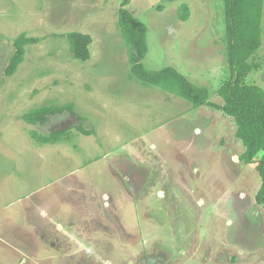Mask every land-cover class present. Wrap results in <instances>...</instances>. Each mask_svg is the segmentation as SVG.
Returning <instances> with one entry per match:
<instances>
[{"label":"rangeland","instance_id":"obj_1","mask_svg":"<svg viewBox=\"0 0 264 264\" xmlns=\"http://www.w3.org/2000/svg\"><path fill=\"white\" fill-rule=\"evenodd\" d=\"M120 4L0 0V264H264L260 179L239 160L234 120L130 75ZM125 7L146 26L144 67H174L220 103L223 0ZM71 31L91 36L87 60L72 56ZM20 34L38 41L8 75ZM255 62L245 83L264 89V8ZM44 105L73 111L23 119Z\"/></svg>","mask_w":264,"mask_h":264},{"label":"trees","instance_id":"obj_2","mask_svg":"<svg viewBox=\"0 0 264 264\" xmlns=\"http://www.w3.org/2000/svg\"><path fill=\"white\" fill-rule=\"evenodd\" d=\"M129 2L130 0H121L117 16L122 37L128 48L130 75L187 100L193 107L212 106L231 117L235 123V136L244 147L239 160L245 163L255 162L260 179L255 201L257 204H264V89L245 83V78L252 71L259 69L255 55L262 44L264 0H223L228 76L216 90L220 103L212 102L208 98L209 91L206 87L193 84L174 67L165 66L158 70H148L144 67L142 59L147 52L146 26L125 7ZM178 15L182 21L187 20L188 6L182 4ZM66 36L72 56L87 60L90 57L91 36L79 31L68 32ZM37 41L38 38L27 37L25 34H20L14 39L15 51L6 67L8 75L13 74L22 61L24 46ZM65 109L73 111L71 106L44 105L24 113L23 119L30 124H44L48 114ZM67 134V129L55 130L48 135L39 136V139L44 143L56 142ZM33 135L38 137L35 133Z\"/></svg>","mask_w":264,"mask_h":264},{"label":"crops","instance_id":"obj_3","mask_svg":"<svg viewBox=\"0 0 264 264\" xmlns=\"http://www.w3.org/2000/svg\"><path fill=\"white\" fill-rule=\"evenodd\" d=\"M138 19V18H137ZM147 44V43H146ZM176 69V68H175ZM177 70V69H176Z\"/></svg>","mask_w":264,"mask_h":264}]
</instances>
